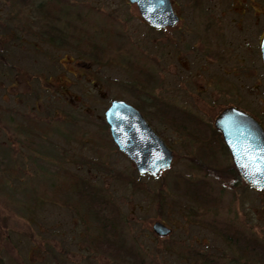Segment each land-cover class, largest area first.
Masks as SVG:
<instances>
[{"label": "rangeland", "instance_id": "obj_1", "mask_svg": "<svg viewBox=\"0 0 264 264\" xmlns=\"http://www.w3.org/2000/svg\"><path fill=\"white\" fill-rule=\"evenodd\" d=\"M170 1L183 23L155 30L127 0H0L3 264H249L223 239L229 226L264 245V194L219 174L228 164L225 156L205 157L202 147L158 120L152 107L143 106V116L173 153L168 169L158 177L140 175L109 144L104 112L110 102L134 106L144 100L125 87L206 123L217 116L207 76H197L192 54V0ZM29 29L47 31L56 44ZM137 71L147 77L144 87ZM22 121L37 128L19 127ZM65 173L88 181L117 206L132 257L120 261L89 247L94 232L56 195ZM192 185L200 189V201L191 197ZM156 222L171 234L155 235Z\"/></svg>", "mask_w": 264, "mask_h": 264}, {"label": "flooded vegetation", "instance_id": "obj_2", "mask_svg": "<svg viewBox=\"0 0 264 264\" xmlns=\"http://www.w3.org/2000/svg\"><path fill=\"white\" fill-rule=\"evenodd\" d=\"M205 1H191L196 20L192 54L197 76L206 74V89L210 101L218 107L217 115L225 109L239 111L264 134V0H210L211 5ZM176 15L175 26L183 23V18ZM249 130L254 131L253 127ZM216 131L221 144L214 146V152L224 155L228 162L225 167L238 175L231 151ZM239 179L248 189L264 194Z\"/></svg>", "mask_w": 264, "mask_h": 264}, {"label": "water", "instance_id": "obj_3", "mask_svg": "<svg viewBox=\"0 0 264 264\" xmlns=\"http://www.w3.org/2000/svg\"><path fill=\"white\" fill-rule=\"evenodd\" d=\"M135 4L141 18L153 29L173 28L178 17L170 0H127ZM264 62V39L262 43ZM104 120L116 149L134 164L140 175L158 177L173 161L172 151L153 132L141 113L123 101H111ZM225 145L229 148L238 175L252 188L264 191V134L245 114L225 109L214 119ZM253 127V130H249ZM152 231L166 237L171 229L156 222Z\"/></svg>", "mask_w": 264, "mask_h": 264}, {"label": "trees", "instance_id": "obj_4", "mask_svg": "<svg viewBox=\"0 0 264 264\" xmlns=\"http://www.w3.org/2000/svg\"><path fill=\"white\" fill-rule=\"evenodd\" d=\"M45 16L46 19H49L52 15L47 12ZM28 33L49 44H56L55 39L47 34V31L29 29ZM136 74V81L140 86L144 87L148 83L146 81L147 77L143 76L144 73L142 71H137ZM125 89L138 99L144 98L140 105H135L140 113H144L143 106L152 107L155 110L154 115L158 120L173 131L186 135L191 141L202 147L201 151L204 152L205 157H209V154L214 152L215 145L221 144L218 132L213 128L211 123H206L188 111L152 97L145 91L136 92L131 87H125ZM4 116V110L0 107V119L4 118ZM18 126L25 127L28 130H31L32 127L37 128V126L35 127V123L31 121H22ZM105 129H107L106 125ZM109 144L114 147L111 140H109ZM5 157V153L4 155L0 153V168L4 163ZM218 173L240 180L237 173L230 171L226 167L218 170ZM65 174L66 181L62 182L59 188H56V195L63 199L66 206L74 207L82 220L94 232L88 241L89 247L94 252L120 261H123L125 257H132L131 249L125 246L119 231L120 214L117 206L109 199H106L100 193L99 189L90 185L88 181L73 173ZM111 174L112 176L120 178L116 173ZM190 193L192 198L201 200L202 193H200V189L197 186L192 185ZM222 236L226 242L234 244L239 253L248 257L249 264H264V245L259 241L251 237L241 236L231 226L222 233ZM0 264H3L1 259ZM211 264L218 263L211 262Z\"/></svg>", "mask_w": 264, "mask_h": 264}]
</instances>
